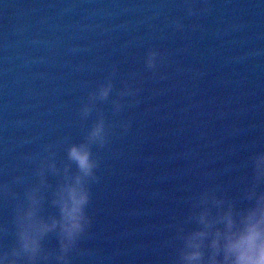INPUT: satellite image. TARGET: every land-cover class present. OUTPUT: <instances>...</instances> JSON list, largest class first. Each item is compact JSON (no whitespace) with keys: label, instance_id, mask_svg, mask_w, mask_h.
Returning <instances> with one entry per match:
<instances>
[{"label":"water","instance_id":"95a60500","mask_svg":"<svg viewBox=\"0 0 264 264\" xmlns=\"http://www.w3.org/2000/svg\"><path fill=\"white\" fill-rule=\"evenodd\" d=\"M99 119L92 223L71 264H176L193 198L238 196L264 152V0H0V187L22 198L47 161L50 196ZM15 205L0 193V250Z\"/></svg>","mask_w":264,"mask_h":264},{"label":"clouds","instance_id":"9594fccd","mask_svg":"<svg viewBox=\"0 0 264 264\" xmlns=\"http://www.w3.org/2000/svg\"><path fill=\"white\" fill-rule=\"evenodd\" d=\"M157 59L158 53L149 50L145 64L154 68ZM111 90L108 82L100 86L98 95L106 99ZM88 111L87 107L83 109L85 115ZM107 140V127L99 119L85 142L68 147L67 159L76 172L66 167L50 196L45 169L55 173L60 170L47 161L41 162L36 172L38 182L26 186L22 198L17 199L7 185L0 187V193L16 200L14 244L10 250H0V264H71L69 254L92 223L88 215L89 185L96 179L97 162L90 145L103 146ZM248 163L250 178L238 196L212 185L193 198L177 229L180 247L176 264H264V152L252 153ZM46 205L54 211H47ZM6 232L7 228L0 226V233ZM51 236L57 241L52 249L46 246Z\"/></svg>","mask_w":264,"mask_h":264}]
</instances>
